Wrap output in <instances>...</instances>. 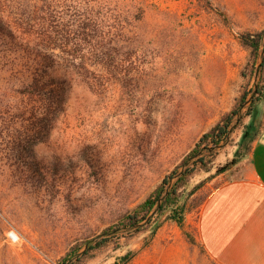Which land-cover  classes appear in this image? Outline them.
<instances>
[{
  "label": "rangeland",
  "instance_id": "374dc122",
  "mask_svg": "<svg viewBox=\"0 0 264 264\" xmlns=\"http://www.w3.org/2000/svg\"><path fill=\"white\" fill-rule=\"evenodd\" d=\"M49 4L51 36L75 38L79 51L54 50L68 91L47 119L16 95L13 74L0 71V264H61L190 169L177 192L181 226L164 208L128 236L106 237L81 264H218L202 249L196 222L244 158L222 170L246 151L245 111L255 85H264L250 68L240 76L249 57L240 36L264 32V0ZM257 111L261 131L264 103ZM231 113L229 133L185 160Z\"/></svg>",
  "mask_w": 264,
  "mask_h": 264
},
{
  "label": "trees",
  "instance_id": "16d2710c",
  "mask_svg": "<svg viewBox=\"0 0 264 264\" xmlns=\"http://www.w3.org/2000/svg\"><path fill=\"white\" fill-rule=\"evenodd\" d=\"M50 7L49 0H0V71L13 74L12 79L18 84L16 95L21 101L31 102L38 114H42L45 119L61 110L68 91L62 65L54 60L60 56L55 54L54 50L70 44L73 51H79L77 49L79 44L75 38L51 36L48 18ZM240 43L249 49V57L240 76L246 77V71L250 68L264 80V32L243 34L240 36ZM246 98L247 94L241 97L239 107L246 103ZM249 102L245 114L250 117V122L245 127L241 139L246 144V151L243 155L233 158L222 169L224 171L227 170V166L235 165L240 158L248 154L251 143L260 134L257 107L264 103L262 83L255 85ZM232 115V113L227 115L221 124H216L204 134L185 160L198 156L200 154L198 149L206 140L211 139L214 142L215 139L220 140L226 136L229 133ZM39 129L47 132V125L40 126ZM197 164L203 165V161L197 159L194 165ZM191 170L178 173L175 184L170 189L166 190L167 182L163 180L153 194L124 216L119 224L107 228L103 233L105 238L100 241L97 239L85 241L83 251L80 252L79 248L72 249L60 263L81 264L92 257V252L103 247L110 237L128 236L133 230L141 228L138 225L146 220L149 214H158L164 208H170V218L181 226L183 208L178 203L180 195L177 192L185 185ZM123 258L124 261L120 264L127 260Z\"/></svg>",
  "mask_w": 264,
  "mask_h": 264
},
{
  "label": "crops",
  "instance_id": "0c3cea01",
  "mask_svg": "<svg viewBox=\"0 0 264 264\" xmlns=\"http://www.w3.org/2000/svg\"><path fill=\"white\" fill-rule=\"evenodd\" d=\"M234 170L201 204L197 238L218 264H264V128Z\"/></svg>",
  "mask_w": 264,
  "mask_h": 264
},
{
  "label": "built area",
  "instance_id": "2783aa9c",
  "mask_svg": "<svg viewBox=\"0 0 264 264\" xmlns=\"http://www.w3.org/2000/svg\"><path fill=\"white\" fill-rule=\"evenodd\" d=\"M12 238V236H10Z\"/></svg>",
  "mask_w": 264,
  "mask_h": 264
},
{
  "label": "bare ground",
  "instance_id": "6f19581e",
  "mask_svg": "<svg viewBox=\"0 0 264 264\" xmlns=\"http://www.w3.org/2000/svg\"><path fill=\"white\" fill-rule=\"evenodd\" d=\"M14 236V235H13Z\"/></svg>",
  "mask_w": 264,
  "mask_h": 264
}]
</instances>
